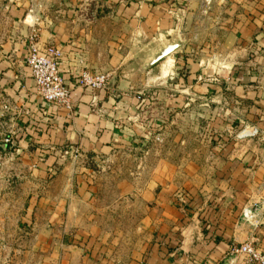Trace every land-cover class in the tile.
Here are the masks:
<instances>
[{
	"label": "crops",
	"instance_id": "0c3cea01",
	"mask_svg": "<svg viewBox=\"0 0 264 264\" xmlns=\"http://www.w3.org/2000/svg\"><path fill=\"white\" fill-rule=\"evenodd\" d=\"M10 12L0 102L22 113L23 263L248 264L230 254L245 241L264 253V0H15ZM33 28L60 52L71 112L33 92ZM81 70L109 73L108 87H81Z\"/></svg>",
	"mask_w": 264,
	"mask_h": 264
},
{
	"label": "rangeland",
	"instance_id": "374dc122",
	"mask_svg": "<svg viewBox=\"0 0 264 264\" xmlns=\"http://www.w3.org/2000/svg\"><path fill=\"white\" fill-rule=\"evenodd\" d=\"M14 1L15 0H0V36H3L6 30L12 29V20L14 18L13 13L10 12V8ZM217 83L220 84L221 82L217 81ZM164 94L167 95L168 93L166 92ZM214 94H212L213 97L220 95V92ZM149 96H153V93H149ZM219 109V103L211 109V112L198 109V118L205 117L207 113L217 117L219 114L217 111H219ZM0 116L5 117L4 121L0 119V264H26L25 262L23 263V259H25L24 253L22 254L20 252L25 242H21L22 233L19 230L21 228L19 217L24 210L25 197L30 189L27 188V182L25 181L26 173L24 172V165H26V162L18 153V147L16 146L13 136L14 133L12 131L13 122L16 117L22 116V113L6 99L0 102ZM241 130L233 132L231 129L228 130L225 128L222 132L226 135L229 134L231 140H233L234 143H238L240 140L237 134L240 133ZM219 131H221V129L214 130L210 128L201 133V144L203 148H205L204 144L206 140L207 144H209L211 135ZM7 135H9L13 141L12 147L10 148L4 143V139ZM218 142H220V140ZM193 147L196 148L197 146ZM1 148L4 150L2 151ZM247 206L251 205H245L244 207ZM128 226L132 231L134 230L133 221L129 222Z\"/></svg>",
	"mask_w": 264,
	"mask_h": 264
},
{
	"label": "built area",
	"instance_id": "2783aa9c",
	"mask_svg": "<svg viewBox=\"0 0 264 264\" xmlns=\"http://www.w3.org/2000/svg\"><path fill=\"white\" fill-rule=\"evenodd\" d=\"M25 47L24 64L34 81L33 92L40 98V101L59 105L71 112L73 104L70 92L65 86L57 65L60 52L53 46L41 45L38 42V33L34 28L26 37ZM77 77L78 84L81 87L94 90L106 89L110 79L109 73H91L88 70L79 71ZM4 143L10 146L13 144L9 135L4 139ZM74 154L76 156L77 153ZM259 210L257 204L243 207L241 210L242 219L251 224L257 222L260 214ZM230 254L241 256L248 264H264V253L258 251L248 241L234 245L230 250Z\"/></svg>",
	"mask_w": 264,
	"mask_h": 264
},
{
	"label": "water",
	"instance_id": "95a60500",
	"mask_svg": "<svg viewBox=\"0 0 264 264\" xmlns=\"http://www.w3.org/2000/svg\"><path fill=\"white\" fill-rule=\"evenodd\" d=\"M177 44L165 45L160 51L153 57L150 61L149 66L155 65L160 62L164 57L169 55L174 49H176Z\"/></svg>",
	"mask_w": 264,
	"mask_h": 264
},
{
	"label": "trees",
	"instance_id": "16d2710c",
	"mask_svg": "<svg viewBox=\"0 0 264 264\" xmlns=\"http://www.w3.org/2000/svg\"><path fill=\"white\" fill-rule=\"evenodd\" d=\"M6 146H7L8 148L12 147V146H10L9 144H6ZM1 150L3 151L4 149L1 148Z\"/></svg>",
	"mask_w": 264,
	"mask_h": 264
}]
</instances>
